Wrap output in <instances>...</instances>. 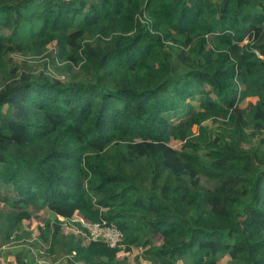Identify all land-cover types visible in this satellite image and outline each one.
Here are the masks:
<instances>
[{"label": "trees", "instance_id": "obj_1", "mask_svg": "<svg viewBox=\"0 0 264 264\" xmlns=\"http://www.w3.org/2000/svg\"><path fill=\"white\" fill-rule=\"evenodd\" d=\"M4 200L3 264L30 208L53 263L264 264V0H0Z\"/></svg>", "mask_w": 264, "mask_h": 264}, {"label": "rangeland", "instance_id": "obj_2", "mask_svg": "<svg viewBox=\"0 0 264 264\" xmlns=\"http://www.w3.org/2000/svg\"><path fill=\"white\" fill-rule=\"evenodd\" d=\"M81 22V17H78L77 23ZM52 48V46H50ZM48 62V58L44 57L39 61L40 70L45 69L44 64ZM50 68V69H49ZM48 69L53 71V73H57L53 66L48 62ZM63 78V77H61ZM197 106V105H195ZM180 119L179 115L175 117V121H178ZM207 124L211 125L212 123L207 122ZM196 131H198V128H196ZM171 144L175 147H180V144L176 141H171ZM1 191L4 193V198L8 199L10 197H13L11 192H9L4 186L1 187ZM7 195V197H6ZM0 209L4 211V213H11L18 211V209H11L5 202L1 204ZM30 219L25 220L23 222L24 225V231H25V241L26 245L33 244L34 242H37L36 245L30 246L31 247V254L27 256V264H67L66 257L59 258L58 261L53 263L51 259L58 256H51L48 254V249L50 248L48 243H45L41 239V230L45 228V222L48 218H50L51 214L47 211L40 209V208H30ZM4 231L3 225L0 223V264L7 263L12 259V256L10 255L11 249L17 248L18 246H21L19 242L12 241L10 243H5L3 240V234ZM71 233H68L67 235H70ZM126 264H149L146 260H139L137 259L136 254L131 253L127 256ZM122 258V257H121ZM218 262L220 264H226L228 261L227 256H218ZM179 264H183L180 262Z\"/></svg>", "mask_w": 264, "mask_h": 264}, {"label": "built area", "instance_id": "obj_3", "mask_svg": "<svg viewBox=\"0 0 264 264\" xmlns=\"http://www.w3.org/2000/svg\"><path fill=\"white\" fill-rule=\"evenodd\" d=\"M64 227V235L73 233L80 236L83 244L91 241H101L110 248L122 246L123 233L118 227L105 220L99 222H88L79 219H60Z\"/></svg>", "mask_w": 264, "mask_h": 264}]
</instances>
